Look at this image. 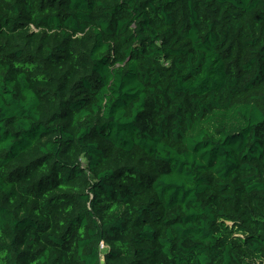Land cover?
<instances>
[{
	"label": "trees",
	"instance_id": "obj_1",
	"mask_svg": "<svg viewBox=\"0 0 264 264\" xmlns=\"http://www.w3.org/2000/svg\"><path fill=\"white\" fill-rule=\"evenodd\" d=\"M0 264H264V0H0Z\"/></svg>",
	"mask_w": 264,
	"mask_h": 264
},
{
	"label": "built area",
	"instance_id": "obj_2",
	"mask_svg": "<svg viewBox=\"0 0 264 264\" xmlns=\"http://www.w3.org/2000/svg\"><path fill=\"white\" fill-rule=\"evenodd\" d=\"M102 248H105L104 244L101 245Z\"/></svg>",
	"mask_w": 264,
	"mask_h": 264
},
{
	"label": "rangeland",
	"instance_id": "obj_3",
	"mask_svg": "<svg viewBox=\"0 0 264 264\" xmlns=\"http://www.w3.org/2000/svg\"><path fill=\"white\" fill-rule=\"evenodd\" d=\"M101 249H102V250H105V248H102V247H101ZM102 252H104V251H102Z\"/></svg>",
	"mask_w": 264,
	"mask_h": 264
}]
</instances>
